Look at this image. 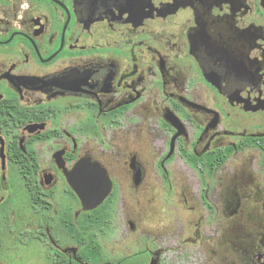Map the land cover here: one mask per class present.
I'll return each instance as SVG.
<instances>
[{"label":"flooded vegetation","instance_id":"flooded-vegetation-1","mask_svg":"<svg viewBox=\"0 0 264 264\" xmlns=\"http://www.w3.org/2000/svg\"><path fill=\"white\" fill-rule=\"evenodd\" d=\"M262 134L264 0H0L5 254L34 242L49 264H88L92 210L67 178L84 163L111 181L103 249L126 195L198 194L199 239L229 230L220 264H264ZM128 221L133 251L103 263L165 264L169 239Z\"/></svg>","mask_w":264,"mask_h":264},{"label":"rangeland","instance_id":"rangeland-1","mask_svg":"<svg viewBox=\"0 0 264 264\" xmlns=\"http://www.w3.org/2000/svg\"><path fill=\"white\" fill-rule=\"evenodd\" d=\"M228 164L235 165L233 162ZM153 198L154 200L148 201L149 197L140 195L137 197V204H134L130 195L125 196L127 203L126 210L120 211L122 215L119 218L120 231L112 238L108 237L105 242L104 252L107 257L116 259L123 256L124 251L128 253L133 251L132 248H127L131 244L128 220L136 219L140 224L139 235L144 232L152 235V238L156 240L157 238L159 240L169 239V242L165 241L161 245L164 249L165 264H220L222 262V257L229 253L228 244L230 242L227 238L229 234H225V231L229 230H226V225H221L222 231L214 241L210 238L199 239L196 234L198 233L196 224H204L209 211L203 207L198 194L173 195L171 203H166V205L162 203L160 195H154ZM219 198L221 209L218 212V218L226 219V212L223 210L225 204L223 195H219ZM253 210L250 209L249 212L254 213ZM125 212L127 216L124 221ZM123 236L128 237L122 242L120 239ZM4 249L5 243L2 245L0 241V264H49L41 247L34 242L20 248L16 253L17 257L12 250L5 254ZM199 252H205L207 257Z\"/></svg>","mask_w":264,"mask_h":264},{"label":"water","instance_id":"water-1","mask_svg":"<svg viewBox=\"0 0 264 264\" xmlns=\"http://www.w3.org/2000/svg\"><path fill=\"white\" fill-rule=\"evenodd\" d=\"M3 149L4 147L2 146L1 151ZM84 171V163H80L73 173L67 175V178L80 197L83 209L93 210L108 197L111 189V181L104 174V171L98 167L92 166L87 177L83 175ZM75 175H79L80 177L75 178ZM150 264H158V262L156 259H152Z\"/></svg>","mask_w":264,"mask_h":264},{"label":"trees","instance_id":"trees-1","mask_svg":"<svg viewBox=\"0 0 264 264\" xmlns=\"http://www.w3.org/2000/svg\"><path fill=\"white\" fill-rule=\"evenodd\" d=\"M110 218V211L102 209V206L96 208L89 212L85 216L84 229L88 232L89 241L88 247L83 252L82 256L88 264H104L103 257L105 255L104 249L99 242L98 232L104 229L107 230L110 227V223L104 222L105 219ZM75 237L82 234V231L79 230L76 225L73 228ZM132 256L128 255L125 258L118 259V264H131L130 259Z\"/></svg>","mask_w":264,"mask_h":264}]
</instances>
